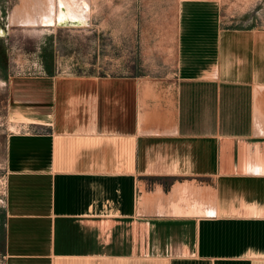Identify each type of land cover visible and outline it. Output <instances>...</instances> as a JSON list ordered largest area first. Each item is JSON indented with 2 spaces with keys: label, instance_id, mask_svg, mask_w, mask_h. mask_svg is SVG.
Returning <instances> with one entry per match:
<instances>
[{
  "label": "crops",
  "instance_id": "1",
  "mask_svg": "<svg viewBox=\"0 0 264 264\" xmlns=\"http://www.w3.org/2000/svg\"><path fill=\"white\" fill-rule=\"evenodd\" d=\"M52 71L10 82L3 264H264V29L183 0L171 73Z\"/></svg>",
  "mask_w": 264,
  "mask_h": 264
},
{
  "label": "rangeland",
  "instance_id": "2",
  "mask_svg": "<svg viewBox=\"0 0 264 264\" xmlns=\"http://www.w3.org/2000/svg\"><path fill=\"white\" fill-rule=\"evenodd\" d=\"M182 1L92 0V15L86 26L64 23L27 28L10 21L12 11L22 0H0V28L3 32L6 29L0 41L6 46L8 62L6 74L0 67V264H3L5 147L7 135L16 125L10 122L11 80L28 81L45 75L51 52L50 67L58 73L169 74L176 67ZM216 1L226 27L264 29V0Z\"/></svg>",
  "mask_w": 264,
  "mask_h": 264
},
{
  "label": "bare ground",
  "instance_id": "3",
  "mask_svg": "<svg viewBox=\"0 0 264 264\" xmlns=\"http://www.w3.org/2000/svg\"><path fill=\"white\" fill-rule=\"evenodd\" d=\"M92 4H93L92 0H22V3L20 5H17L14 8V10L12 9L13 11H12V14L10 16V21L12 24H16L18 26L27 27V28H35L39 25L44 26V27H56V26L64 24V23H71V24H78L80 26H86L89 23L90 16L92 15L91 14L92 13ZM3 33L4 32L0 28V35H2ZM1 83H2V81L0 80V84ZM22 119L26 121V119H24V118H22ZM14 129H16V127L12 126V130H14ZM184 186L186 187V185H184ZM190 189H188V190L190 191ZM183 190H184V188L182 189V191H180V193L183 192ZM176 192L177 191L174 192V195ZM190 195H192V193H190ZM179 196H180V194L178 195V198H179ZM186 196L188 197V195H186ZM174 197L172 198V200L174 199ZM184 197H185V194H184ZM192 197H194V195ZM178 198L176 195V200ZM182 198H183V196L181 197V199ZM179 199H178V201H179ZM168 200H170V199H168ZM185 200L187 201V199H185ZM195 200L196 199H194V201ZM171 201H170V203H171ZM174 201H175V199H174ZM188 202L190 203V200H188ZM180 204H181V200H180ZM191 204H189V205H191ZM162 205H163V203H162ZM172 205H173V203L170 204L169 206L172 208ZM182 205H179L177 208H175L174 211L171 209V211H173L174 214H178V215L179 214L185 215L187 213H190V215L192 213H194V214H197V213H200V214L204 213L205 214V213H207V212H204L202 210H198L196 208L197 206H195V208L187 209V208H185L186 206L181 207ZM189 205H187V207ZM164 207H166V206H164ZM170 207L168 208V206H167L166 208H168V209L165 208V210L163 207H161L164 210L162 212L163 213L165 212V214H166L169 211L168 214H170V210H169ZM203 210L206 211V209H203Z\"/></svg>",
  "mask_w": 264,
  "mask_h": 264
},
{
  "label": "trees",
  "instance_id": "4",
  "mask_svg": "<svg viewBox=\"0 0 264 264\" xmlns=\"http://www.w3.org/2000/svg\"><path fill=\"white\" fill-rule=\"evenodd\" d=\"M48 66L46 68V74H52V67H50L52 65V61H53V56H52V52L48 58ZM0 67L2 72L5 74L7 73V67H8V62H7V49L5 44L0 41Z\"/></svg>",
  "mask_w": 264,
  "mask_h": 264
},
{
  "label": "water",
  "instance_id": "5",
  "mask_svg": "<svg viewBox=\"0 0 264 264\" xmlns=\"http://www.w3.org/2000/svg\"><path fill=\"white\" fill-rule=\"evenodd\" d=\"M4 33L6 34V29H3ZM5 35H0V38L4 37Z\"/></svg>",
  "mask_w": 264,
  "mask_h": 264
}]
</instances>
